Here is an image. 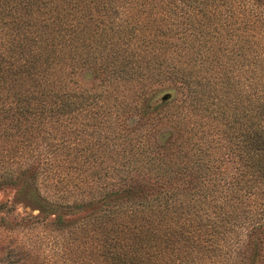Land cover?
<instances>
[{"label": "trees", "instance_id": "16d2710c", "mask_svg": "<svg viewBox=\"0 0 264 264\" xmlns=\"http://www.w3.org/2000/svg\"><path fill=\"white\" fill-rule=\"evenodd\" d=\"M6 186L20 263L264 264V0H0Z\"/></svg>", "mask_w": 264, "mask_h": 264}, {"label": "rangeland", "instance_id": "374dc122", "mask_svg": "<svg viewBox=\"0 0 264 264\" xmlns=\"http://www.w3.org/2000/svg\"><path fill=\"white\" fill-rule=\"evenodd\" d=\"M164 96H166V93H163V95H161L160 98ZM15 197H16V191L12 186H6L0 189V202H3V203L12 202L13 204L11 203V208H13L14 210H18V211H29L30 210L29 206L24 207L23 204H21V202L16 200ZM3 210L4 208L0 209V217L4 215L5 216L4 219H8L9 214H5ZM36 211H37V208L33 210V212H36ZM35 229L37 228L32 229L34 231V232L32 231L33 234H36ZM16 231L13 232L11 229H9V227L7 226V223H5L0 218V264H31L29 262L20 263L19 261L16 260L15 250L13 247H11V245H14V242H12V240L9 239V237L12 234H14ZM23 232L24 230H22V232L19 231V233H17L18 234L17 239L20 237H24ZM46 250L48 249L46 248Z\"/></svg>", "mask_w": 264, "mask_h": 264}]
</instances>
